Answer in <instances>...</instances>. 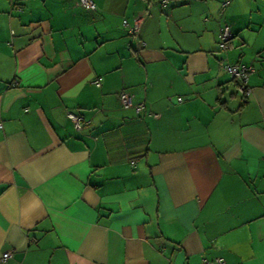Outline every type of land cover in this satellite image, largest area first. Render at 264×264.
Here are the masks:
<instances>
[{
    "label": "crops",
    "instance_id": "crops-1",
    "mask_svg": "<svg viewBox=\"0 0 264 264\" xmlns=\"http://www.w3.org/2000/svg\"><path fill=\"white\" fill-rule=\"evenodd\" d=\"M93 1L0 0V264H264V0Z\"/></svg>",
    "mask_w": 264,
    "mask_h": 264
},
{
    "label": "built area",
    "instance_id": "built-area-1",
    "mask_svg": "<svg viewBox=\"0 0 264 264\" xmlns=\"http://www.w3.org/2000/svg\"><path fill=\"white\" fill-rule=\"evenodd\" d=\"M228 0H222L221 4L222 6H225L227 4ZM77 4L87 8V9H94L95 3L93 0H77ZM143 21V17L140 15H136L133 18L132 22H128L126 19L122 20V24L124 26H127L128 32L131 36L137 37L141 24ZM232 32L230 30V27L228 24H223L220 27L219 35H218V42L217 47L218 50H224L228 46V42L230 41L232 37ZM143 44V42L141 41ZM219 67L226 72H228L235 80L236 82V88L237 91L242 94H247L248 92V86H247V77L249 72H251L253 69L250 65L244 64V63H238V62H230L227 59H222L219 62ZM95 84L98 86L100 83L99 81H95ZM119 101L121 103V106L123 108L133 107L136 113H139L143 109V103H134L132 101V95L127 92L125 89H121L118 94ZM180 100V99H179ZM67 117L72 121L73 125L76 128L81 127V125L85 124L86 121H84L81 116L68 111ZM1 126V123H0ZM10 251H4L1 254L0 259L4 260L5 258L10 256ZM203 261L206 264H222L223 259L221 257H214L213 259H203Z\"/></svg>",
    "mask_w": 264,
    "mask_h": 264
},
{
    "label": "trees",
    "instance_id": "trees-1",
    "mask_svg": "<svg viewBox=\"0 0 264 264\" xmlns=\"http://www.w3.org/2000/svg\"><path fill=\"white\" fill-rule=\"evenodd\" d=\"M232 38V37H231ZM232 77V76H231ZM232 80H234V78L232 77ZM234 83H235V87H236V82H235V80H234ZM236 90H237V88H236ZM119 98V97H118ZM133 101V100H132ZM121 104V103H120ZM133 108V107H132ZM82 118V117H81ZM83 119V118H82Z\"/></svg>",
    "mask_w": 264,
    "mask_h": 264
},
{
    "label": "rangeland",
    "instance_id": "rangeland-1",
    "mask_svg": "<svg viewBox=\"0 0 264 264\" xmlns=\"http://www.w3.org/2000/svg\"><path fill=\"white\" fill-rule=\"evenodd\" d=\"M221 51V50H220Z\"/></svg>",
    "mask_w": 264,
    "mask_h": 264
}]
</instances>
